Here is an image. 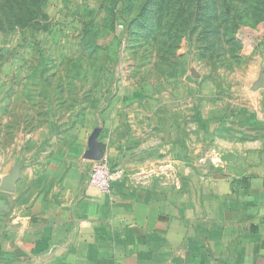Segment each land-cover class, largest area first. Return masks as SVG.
<instances>
[{
    "label": "crops",
    "instance_id": "crops-1",
    "mask_svg": "<svg viewBox=\"0 0 264 264\" xmlns=\"http://www.w3.org/2000/svg\"><path fill=\"white\" fill-rule=\"evenodd\" d=\"M124 94L0 158V264H264V89ZM108 159L110 194L90 184Z\"/></svg>",
    "mask_w": 264,
    "mask_h": 264
},
{
    "label": "rangeland",
    "instance_id": "rangeland-1",
    "mask_svg": "<svg viewBox=\"0 0 264 264\" xmlns=\"http://www.w3.org/2000/svg\"><path fill=\"white\" fill-rule=\"evenodd\" d=\"M230 2L235 16L212 22L209 11L191 19L193 1L0 0V158L37 151L136 90L162 96L189 78L225 95L264 89V21Z\"/></svg>",
    "mask_w": 264,
    "mask_h": 264
},
{
    "label": "trees",
    "instance_id": "trees-1",
    "mask_svg": "<svg viewBox=\"0 0 264 264\" xmlns=\"http://www.w3.org/2000/svg\"><path fill=\"white\" fill-rule=\"evenodd\" d=\"M188 2H195V7L192 10V17L191 19H195V17L202 19V11H209L211 14L209 15L213 22L214 18L213 16L216 15L217 17H233L235 16L233 14L234 9H236V5L232 4L230 0H214L213 3L208 4V6L204 7V4H202V0H180ZM238 10L243 9V12L245 15L251 17L253 20L252 23H259L260 21H264V0H253V3H250L249 0H238L236 2ZM254 15V16H253ZM253 25V24H252ZM215 28L216 32H219L221 27L216 26ZM240 28V27H239ZM222 30V29H221Z\"/></svg>",
    "mask_w": 264,
    "mask_h": 264
},
{
    "label": "built area",
    "instance_id": "built-area-1",
    "mask_svg": "<svg viewBox=\"0 0 264 264\" xmlns=\"http://www.w3.org/2000/svg\"><path fill=\"white\" fill-rule=\"evenodd\" d=\"M123 177L122 170L115 168L108 159H102L93 165L89 181L96 189L110 194L114 185Z\"/></svg>",
    "mask_w": 264,
    "mask_h": 264
}]
</instances>
